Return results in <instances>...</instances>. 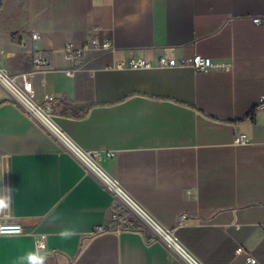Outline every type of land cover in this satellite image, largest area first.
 Instances as JSON below:
<instances>
[{"label":"crops","instance_id":"0c3cea01","mask_svg":"<svg viewBox=\"0 0 264 264\" xmlns=\"http://www.w3.org/2000/svg\"><path fill=\"white\" fill-rule=\"evenodd\" d=\"M95 32L112 51L69 59ZM195 55L213 68L158 65ZM21 73L33 103L201 264H264V0H2L0 74ZM0 204L23 227L0 237V264H186L2 83Z\"/></svg>","mask_w":264,"mask_h":264},{"label":"built area","instance_id":"2783aa9c","mask_svg":"<svg viewBox=\"0 0 264 264\" xmlns=\"http://www.w3.org/2000/svg\"><path fill=\"white\" fill-rule=\"evenodd\" d=\"M2 0H0L1 8ZM256 24H261L262 19H254ZM38 35L34 34L33 39H37ZM86 49H96L101 51H112V45L107 41H100L97 37V32L94 36L87 42L82 49H77L73 45L66 46V52L69 59L76 61L79 56H81L82 51ZM158 65L163 67H189L197 72H208L213 68L212 59L203 57L201 55H195L192 58H185L180 61H176L173 58L167 56H162L158 59ZM45 66V62L42 58L38 57L33 60V69H41ZM124 67L122 64L118 65V68ZM128 67L131 69H150L155 67L153 60L146 59H130ZM84 66H76L72 70L68 71L69 76H74L78 71L84 70ZM13 77V76H9ZM0 74V83L6 85L12 93L15 95L24 115L37 122L41 128H43L47 133H49L57 142H59L67 151L72 153L77 161L83 166L87 171L93 170L97 173L99 178L104 183L107 190L115 193L122 202L148 227L150 228L155 237L159 239L164 246L171 252L177 254L185 261L186 264H201L186 248H184L178 238L175 236L172 229L162 227L146 210H144L129 194H127L123 189H121L117 182L109 178L104 172H102L94 163V159L100 157V153L94 152L92 154L82 151L76 143L61 129L51 121L48 110L36 106L32 98L34 96V85L32 81L31 73H21L13 78H9ZM262 105L264 107V97L262 98ZM42 115L47 117L52 128L41 118ZM246 142V137L241 136L235 143L243 144ZM108 157H112L108 154ZM93 163V165H92ZM186 215H182L179 218L178 226L186 219ZM4 218V208L0 204V237L6 236H20L23 234V227L17 222H6ZM106 231V226H100L97 228L96 234H101ZM36 248L37 253L40 258H43L44 253L47 251V244L44 235H39L36 237ZM241 250H237V254H240ZM247 262L249 264H256L257 261L248 256Z\"/></svg>","mask_w":264,"mask_h":264},{"label":"bare ground","instance_id":"6f19581e","mask_svg":"<svg viewBox=\"0 0 264 264\" xmlns=\"http://www.w3.org/2000/svg\"><path fill=\"white\" fill-rule=\"evenodd\" d=\"M41 118L43 119V121H45L52 128V126L50 125V123L47 120V117L45 115H42ZM92 165H93V163H92Z\"/></svg>","mask_w":264,"mask_h":264},{"label":"water","instance_id":"95a60500","mask_svg":"<svg viewBox=\"0 0 264 264\" xmlns=\"http://www.w3.org/2000/svg\"><path fill=\"white\" fill-rule=\"evenodd\" d=\"M111 228L114 229V230H117L118 226L114 224V225L111 226Z\"/></svg>","mask_w":264,"mask_h":264},{"label":"rangeland","instance_id":"374dc122","mask_svg":"<svg viewBox=\"0 0 264 264\" xmlns=\"http://www.w3.org/2000/svg\"><path fill=\"white\" fill-rule=\"evenodd\" d=\"M131 211V210H130ZM132 212V211H131Z\"/></svg>","mask_w":264,"mask_h":264}]
</instances>
